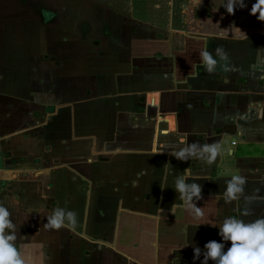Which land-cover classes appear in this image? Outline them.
<instances>
[{
    "label": "crops",
    "instance_id": "obj_1",
    "mask_svg": "<svg viewBox=\"0 0 264 264\" xmlns=\"http://www.w3.org/2000/svg\"><path fill=\"white\" fill-rule=\"evenodd\" d=\"M96 1L54 5L49 27L0 17V202L20 228L17 245L34 264H202L194 247L223 241L199 223L264 217L263 179L250 175L264 157L255 0L234 15L222 0L205 1L221 11L218 24L249 27L243 34L195 30L203 25L189 0H141L125 11ZM100 46L111 49L103 64L93 57ZM217 46L228 61L209 75L199 53ZM222 138L234 149L223 163L181 162L168 151ZM185 169L202 185L203 220L175 191ZM235 173L251 199L228 204L225 181ZM59 207L77 213L75 231L44 227Z\"/></svg>",
    "mask_w": 264,
    "mask_h": 264
},
{
    "label": "clouds",
    "instance_id": "obj_2",
    "mask_svg": "<svg viewBox=\"0 0 264 264\" xmlns=\"http://www.w3.org/2000/svg\"><path fill=\"white\" fill-rule=\"evenodd\" d=\"M228 15H234L237 9L247 7L245 0H222L221 6ZM250 15L264 23V0H256L252 5ZM231 29H238L233 26ZM226 29V30H231ZM199 67L204 72L212 74L221 65H226L228 54L222 46H217L213 51L206 47L199 53ZM176 160L187 162L196 159L212 165L220 160L223 163L225 156H231L234 149L226 144L222 139L211 143L200 144L198 142L188 143L176 150L173 146L168 150ZM192 182H189V181ZM226 187L223 197L226 203L251 199L245 192L247 178L239 173L231 174L230 179L225 181ZM175 191L179 193V199L183 202V207L195 220H203L205 216L204 208L197 207L195 201L202 199V185L191 179V172L185 169L176 177ZM249 215L244 211L242 216ZM210 225L219 229V236L223 242L215 240L204 245L203 251L199 247H194V257L203 255L202 264H264V217L253 221H245L239 217H226L217 226L215 223H199L200 225ZM78 226L77 213L67 207L56 208L47 216V223L44 227L49 230H69L75 231ZM20 228L13 220V214L4 202H0V264H34L32 258L26 257L17 245L20 238ZM230 243V247L225 250V244Z\"/></svg>",
    "mask_w": 264,
    "mask_h": 264
},
{
    "label": "rangeland",
    "instance_id": "obj_3",
    "mask_svg": "<svg viewBox=\"0 0 264 264\" xmlns=\"http://www.w3.org/2000/svg\"><path fill=\"white\" fill-rule=\"evenodd\" d=\"M71 1H77V0H0V17L12 15L15 18L19 17L23 21L25 20L24 22H27L28 24L38 25V23L39 24L41 23V20H40L41 12L51 13L52 11H55V14H58L59 10H56L54 8V5H58V3L64 4L65 2L68 3ZM106 1H109V0H97L96 3L102 4V3H105ZM116 1L117 3H120L117 6H120L122 4L119 10L125 11L124 9L126 10L130 9V6H131L130 4L140 2L141 0H116ZM148 1L151 2V1H156V0H148ZM158 1L167 2L168 0H158ZM180 1L182 2L183 0H180ZM184 1H187V0H184ZM189 1L193 2L191 4L190 9L192 8L191 17L193 16L195 17L194 23H199L203 25V27L201 28H199L197 25L193 26L195 30L205 29L209 32H214V33H218V32L219 33H227V32L231 33V31L232 32L234 31V29H231L232 27L218 24L219 22L218 18L221 12L219 8L216 9L213 6L208 7V5L205 4L206 0H189ZM213 1L214 0H207V2H213ZM196 3L198 5L195 6ZM92 11L94 12V9H92ZM109 12H110V15L108 17H111V15L113 16V11L110 10ZM85 13H86V10L84 11V14ZM51 14H54V13H51ZM186 15H188V13H186ZM55 16L56 15H54V18ZM113 18L115 19V17ZM52 20L46 23L47 27L53 26L54 24H56L55 21H52ZM246 28H249V27H245V26L239 27L238 33L243 34L244 32L248 31V29ZM226 29H231V30H226ZM254 29L256 32H259L261 29H263V27L261 25H258V26H255ZM94 49H95V52H94L95 55H93V57L98 58L96 62L103 64V60H106L108 52L111 51L110 47L107 46L105 48L104 46L103 47L100 46V47H94ZM96 52H99L100 55L96 54ZM238 148H239V151L241 152L245 151L244 146H238ZM251 164H253V166L258 171L255 170V172L250 175L255 176V177H260V178L262 177L263 183H264V178H263L264 177V157L258 156V158H255V160H253Z\"/></svg>",
    "mask_w": 264,
    "mask_h": 264
},
{
    "label": "flooded vegetation",
    "instance_id": "obj_4",
    "mask_svg": "<svg viewBox=\"0 0 264 264\" xmlns=\"http://www.w3.org/2000/svg\"><path fill=\"white\" fill-rule=\"evenodd\" d=\"M45 13H47V12H44V13L41 12L40 13V16H41L40 20H41L42 25H45L48 21L50 22L53 19V16L51 15V13H47V15ZM53 20H55V18Z\"/></svg>",
    "mask_w": 264,
    "mask_h": 264
},
{
    "label": "built area",
    "instance_id": "obj_5",
    "mask_svg": "<svg viewBox=\"0 0 264 264\" xmlns=\"http://www.w3.org/2000/svg\"><path fill=\"white\" fill-rule=\"evenodd\" d=\"M232 145H233V146H236V145H237L236 140L232 141ZM0 186H1V184H0Z\"/></svg>",
    "mask_w": 264,
    "mask_h": 264
}]
</instances>
